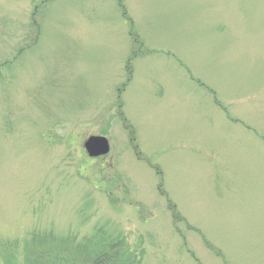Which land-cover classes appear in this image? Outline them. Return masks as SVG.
Instances as JSON below:
<instances>
[{
    "label": "rangeland",
    "instance_id": "1",
    "mask_svg": "<svg viewBox=\"0 0 264 264\" xmlns=\"http://www.w3.org/2000/svg\"><path fill=\"white\" fill-rule=\"evenodd\" d=\"M101 225L264 264V0H0V245Z\"/></svg>",
    "mask_w": 264,
    "mask_h": 264
},
{
    "label": "trees",
    "instance_id": "2",
    "mask_svg": "<svg viewBox=\"0 0 264 264\" xmlns=\"http://www.w3.org/2000/svg\"><path fill=\"white\" fill-rule=\"evenodd\" d=\"M170 206L176 219H182L175 204L170 202ZM27 234L21 251L19 244L0 245L2 264H142L141 254L130 247L125 235L105 225L81 237L73 230L61 234L53 228Z\"/></svg>",
    "mask_w": 264,
    "mask_h": 264
},
{
    "label": "water",
    "instance_id": "3",
    "mask_svg": "<svg viewBox=\"0 0 264 264\" xmlns=\"http://www.w3.org/2000/svg\"><path fill=\"white\" fill-rule=\"evenodd\" d=\"M84 147L90 156H98L108 153L111 143L106 135L91 134L84 140Z\"/></svg>",
    "mask_w": 264,
    "mask_h": 264
}]
</instances>
